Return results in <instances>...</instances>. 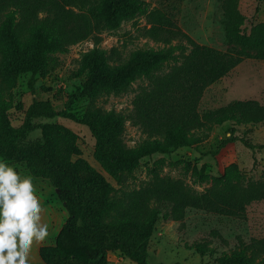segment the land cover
<instances>
[{
    "label": "trees",
    "instance_id": "16d2710c",
    "mask_svg": "<svg viewBox=\"0 0 264 264\" xmlns=\"http://www.w3.org/2000/svg\"><path fill=\"white\" fill-rule=\"evenodd\" d=\"M221 7L227 50L196 42L171 15L156 8L149 10L144 0H0V158L22 164L32 178L47 181L57 190L67 212L54 241L38 248L45 264H109L111 251H120L135 264H148V241L159 215L180 219L186 206L196 202L183 194L178 183L160 176L157 168L163 158L150 169L146 188L122 190L116 195V188L78 156V136L70 128L45 122L39 140L23 142L34 117L62 115L88 126L95 139L94 158L118 182L131 175L143 157L197 145L215 125L232 124L229 136L219 143L222 148L236 139V125L264 121V105L253 99L198 110V99L208 84L246 56L264 59V21L248 27L238 0H221ZM139 15H146L150 24L147 33L163 45L133 49L119 60H111L106 50L97 46L84 52L77 70L83 77L79 93L88 104L80 117L56 110L50 100L35 99L26 108L22 123L11 124L8 110L22 107L13 103L11 93L21 73L44 76L58 65V54L70 45ZM166 66L172 67V75L165 82L158 77ZM139 79L159 80L156 102L160 104L153 112H145L149 136L128 146L123 142L126 114L102 109L96 101L127 91ZM185 168L190 169L194 183L211 185L197 200L207 202L217 213H240L243 174L235 163L226 165L220 174L188 163ZM193 247L201 256L214 253L204 242ZM216 262L264 264V243L261 247L240 244L221 252Z\"/></svg>",
    "mask_w": 264,
    "mask_h": 264
},
{
    "label": "rangeland",
    "instance_id": "374dc122",
    "mask_svg": "<svg viewBox=\"0 0 264 264\" xmlns=\"http://www.w3.org/2000/svg\"><path fill=\"white\" fill-rule=\"evenodd\" d=\"M144 1L149 10L156 8L171 15L177 25L196 42L221 50L228 49L224 39L221 0ZM238 8L245 15L248 27L264 21V0H238ZM149 26L146 15L135 16L121 22L114 29L104 30L70 45L67 51L58 54V65L44 76L32 72L21 73L11 93L13 103H20L22 107L8 110L11 124L19 126L22 123L26 108L35 99L50 100L56 110L65 109L80 117L88 104L87 98L79 93L83 77L78 74L77 67L82 54L97 46L105 49L111 60H119L136 48L162 46V41L153 39L147 33L146 28ZM171 75L172 67L166 66L159 72L158 79L166 82L171 79ZM158 79L157 82L139 79L127 91L104 95L96 101L102 109H115L126 114L123 142L128 146L149 136L145 130L147 121L144 115L145 112H153L156 105L159 108L160 103L156 102L159 95ZM237 99H253L264 105V59L246 56L226 75L208 84L198 99V110L203 112L214 109ZM45 122L60 123L77 134L80 149L78 156L116 188V195L121 194L122 190L146 188L151 179L150 169L157 159L163 158V163L157 168L160 176L178 183L183 194L196 202L186 206L180 219H163L159 215L148 241V264H173L176 261L183 264H217L216 256L223 251H229L240 244L254 243L261 247L264 243V147L259 146L264 145V121L236 125V139L222 148H218L219 143L229 136L232 124L225 121L215 125L197 145L182 146L170 153L155 152L143 157L133 173L124 176L122 182L108 175L96 161L93 155L94 136L88 126L75 119L62 115L52 118L34 117L22 141L39 140L40 126ZM0 162L13 166L21 175L28 174L22 164L10 163L2 158ZM185 163L190 167H202L212 174H220L226 165L235 163L243 174L239 183V192L243 198L240 213H217L207 207V202L197 200L196 196L207 192L211 185L194 183ZM37 180L39 196L57 208L60 200L54 192H49L51 185L47 181ZM38 198L42 207L47 205ZM66 216L65 213L60 224ZM48 231V237L55 234V225L48 226ZM54 238L47 239V242H53ZM196 242L207 243L214 248V253L201 256L193 247ZM109 264L135 262L124 257L120 251H111Z\"/></svg>",
    "mask_w": 264,
    "mask_h": 264
},
{
    "label": "clouds",
    "instance_id": "9594fccd",
    "mask_svg": "<svg viewBox=\"0 0 264 264\" xmlns=\"http://www.w3.org/2000/svg\"><path fill=\"white\" fill-rule=\"evenodd\" d=\"M30 176L0 162V264H30L34 245L49 235Z\"/></svg>",
    "mask_w": 264,
    "mask_h": 264
},
{
    "label": "crops",
    "instance_id": "0c3cea01",
    "mask_svg": "<svg viewBox=\"0 0 264 264\" xmlns=\"http://www.w3.org/2000/svg\"><path fill=\"white\" fill-rule=\"evenodd\" d=\"M21 176L22 177L23 176H29V174H22ZM36 182H38V180L33 178L32 183L34 185L36 195L38 197H40L41 200L47 204V205H44V207H43L44 211L42 213V223L46 224L47 226L55 225V234L53 233L51 235V237L46 238V241L43 243V244H46V243H49V242H47V239H52L55 237L58 229L62 225V223L60 224V222H61L62 218L64 217L65 213L67 215V212L63 207L62 201H60V205L57 208H55L52 205H50L49 202L45 201V199L43 197L39 196V194H38V183H36ZM49 192L51 194L54 192L57 195V190L55 188H53L52 186H51V188H49ZM39 246H37V245L33 246V250H32L31 256H30V264H45L40 259L39 255H38Z\"/></svg>",
    "mask_w": 264,
    "mask_h": 264
}]
</instances>
